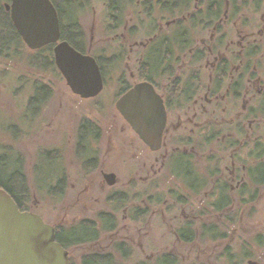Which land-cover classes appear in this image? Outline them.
Wrapping results in <instances>:
<instances>
[{
    "label": "flooded vegetation",
    "instance_id": "flooded-vegetation-1",
    "mask_svg": "<svg viewBox=\"0 0 264 264\" xmlns=\"http://www.w3.org/2000/svg\"><path fill=\"white\" fill-rule=\"evenodd\" d=\"M128 1L134 6L135 0ZM144 1L151 22L142 29L145 32H149V28L157 30V34L154 40L151 37L146 41H134L135 44H145L140 52V64L146 69L142 71L140 81L120 91L117 102L137 84L147 83L151 87L140 88L117 107L142 142L153 151H164L171 182L169 188L174 197L172 203L177 206L184 195L187 201L189 198L198 200L200 209L183 217L185 222L174 231L175 247H171L175 249L165 246L158 252H147L142 259L145 262L138 263L264 264V225L259 220L252 223L254 220L247 219V213L254 212L260 199H264V0H196L193 5L192 0ZM144 1L137 0L134 9L142 13L138 6ZM59 2L58 17L63 13L67 20L73 16L68 12L72 3L81 6L91 1ZM6 3L5 12L14 26ZM117 3L114 9L121 8L119 14L125 18L128 13L126 3ZM187 6L189 10H186ZM180 8H186L181 16L178 15ZM116 19L115 16L112 20L120 27ZM123 24L127 26L128 21ZM72 29L68 30L67 36L77 35ZM122 35L128 37L126 33ZM10 40L7 38V43ZM56 44L51 42L31 50L43 54L47 48H52L54 57ZM8 47L13 49L12 58L16 60V49ZM138 49L132 44L130 53H136ZM119 58L120 54H117L114 59ZM50 61H54L56 67L55 57ZM130 69V75L136 76ZM102 82L103 89L97 95L106 89L105 76ZM21 92L18 91V99L22 101L24 93ZM38 98L41 100L40 95ZM38 98H32L33 106L29 102L32 113L37 108ZM91 122L88 118L80 119L75 134L74 143L85 150L88 148L82 146V140L87 144L92 140L94 128ZM142 127L150 129L146 137L151 144L142 139L139 133ZM22 128L11 125L14 137L9 147L4 146L10 151L0 153V157L10 161L19 151L15 148L18 144L16 136L20 134L23 138L25 132ZM200 155L206 159L202 165L193 160ZM10 172L12 175L18 171ZM103 174L107 182H114L115 177ZM182 191L184 193H180ZM205 192V197L201 198ZM142 205L140 214L147 212L148 208L146 203ZM125 239L129 240V237ZM80 243L86 242H73ZM67 252L70 263L74 264L72 259L78 258L76 251ZM80 252L81 264L110 260L123 263L114 250L103 252L84 248Z\"/></svg>",
    "mask_w": 264,
    "mask_h": 264
},
{
    "label": "rangeland",
    "instance_id": "rangeland-1",
    "mask_svg": "<svg viewBox=\"0 0 264 264\" xmlns=\"http://www.w3.org/2000/svg\"><path fill=\"white\" fill-rule=\"evenodd\" d=\"M59 1L52 2L58 13ZM89 1L91 2L86 5L72 3L69 6L71 9L68 12L73 15L77 27L76 23L64 22L63 25L61 20L63 13L59 15L60 35L63 32L67 34L70 28L75 27L72 30L79 36L76 42L78 41L80 49L72 46L81 54L90 55L95 59L102 80L104 76L106 78V89L95 98L83 97L74 92L55 64L50 67L41 66L31 73L26 72L29 69L22 65L21 57L25 59L30 57L33 60L37 54L29 53L27 48L17 52V59L11 61L8 56L13 55L14 51L9 50L8 56L0 61V153L10 151L4 146H8L12 136L14 137L11 125L23 127L25 135L22 139L17 130L19 136H16L18 144H15V148L19 151L12 155L8 164L11 170L19 171L25 180L27 196L26 199L22 197L25 202L27 200L25 207L39 213L46 223L55 225L63 221L70 225L81 220L83 216L98 219L97 214L102 211L116 213V222L112 228L99 225L100 236L94 237L91 241H84L85 244L64 247L67 251H76L78 258L72 259L74 264H81L79 254L84 248L103 252L114 250L123 261L99 264H139L138 262H145L142 260L146 257L145 253L158 252L159 248L173 246L176 240L174 231L185 222L183 217L190 216L191 212H198L200 203L190 198L187 201L184 195L181 196L180 204L175 206L172 203L171 199L174 197L169 188L171 182L167 172V159L163 157L164 151H153L142 142L117 107L120 91L122 92L129 84L140 81L143 78L142 71L146 69L140 64L142 60L140 52L145 44H135L134 41H146L151 37L154 40L157 34V30L151 31L149 28L147 30L149 32H145L142 29L151 22L150 12L148 13L146 9L147 2L142 0L144 6L140 2L138 9L142 11L141 13L134 9L137 8L135 5L137 0L134 6L128 0ZM118 1L126 3L128 13L124 15L125 18L119 14L121 8L114 9ZM194 2L196 3V0H192V5ZM184 9L186 8L178 10L179 16L185 14L189 7ZM165 15L168 17L166 13ZM115 16L117 17L115 21L120 22V27L112 20ZM125 21L126 23L128 21L127 26L122 25ZM189 26L190 23L187 28ZM124 27L127 28L126 31ZM123 33L128 37L122 35ZM62 40L67 41L63 37ZM132 44L135 49L139 48L137 54L130 53ZM183 53L189 56L186 52ZM117 54H120V58L115 61ZM185 56L183 58L187 60ZM19 62L21 63L17 66ZM26 63L30 62L26 60ZM129 69L136 76H131ZM120 77L123 79L120 80ZM121 81L126 83L122 85ZM21 87L24 89L23 92ZM18 91L24 93L21 95L22 101L18 99L20 98ZM39 95L41 100L38 98ZM32 98L39 99L33 113L29 104L31 102L33 106ZM23 107L28 111L25 112ZM15 111H18V114H15ZM84 118L93 122L91 126H94L98 136L88 144L83 140L82 146H87V150L74 143L79 120ZM40 159L49 161L40 162ZM193 160L202 165L206 159L200 155ZM103 173L114 174V182H107ZM58 180L63 182L62 187L51 193V188L57 185ZM149 183L153 184L148 185ZM182 187L185 190L184 185ZM123 192L128 197L127 202L125 200V203L129 204L127 207H124L122 202L120 204L124 208L119 209L116 202L112 205L107 201L108 197L120 196ZM148 192L152 194L148 195ZM151 195L158 199L149 201L148 197ZM205 195L206 192L201 198ZM143 203L148 205L147 212L140 214L135 207H140ZM263 206L264 199H260L255 211L247 213V219L254 220L252 223L260 221L264 225ZM224 218L222 215V219ZM125 237H129V240ZM117 246L125 248L126 251L115 250Z\"/></svg>",
    "mask_w": 264,
    "mask_h": 264
},
{
    "label": "water",
    "instance_id": "water-1",
    "mask_svg": "<svg viewBox=\"0 0 264 264\" xmlns=\"http://www.w3.org/2000/svg\"><path fill=\"white\" fill-rule=\"evenodd\" d=\"M6 7L29 48L38 49L59 41L54 48L56 66L74 92L83 97L97 95L103 88L99 66L92 56L81 54L65 40L60 41L58 13L50 0H10ZM147 86L150 85L137 84L122 96L118 105ZM149 132L148 127H142L139 133L151 144L146 137ZM0 264H71L69 252L56 240L54 226L46 223L39 213L21 211L4 188H0Z\"/></svg>",
    "mask_w": 264,
    "mask_h": 264
},
{
    "label": "trees",
    "instance_id": "trees-1",
    "mask_svg": "<svg viewBox=\"0 0 264 264\" xmlns=\"http://www.w3.org/2000/svg\"><path fill=\"white\" fill-rule=\"evenodd\" d=\"M53 2L56 0H52ZM6 2H9V0H0V61L2 60V58H5L8 56L9 50H12L10 48H8V45H10L11 47L13 46V48L16 49L17 52L19 51H24L25 49L28 48L29 53L32 52L31 48L29 49V47H26V44L24 43L22 36L19 35V33L16 31L15 27L12 25L11 20L9 18V16L7 15V12H5L4 9V5ZM58 6L59 3L57 2ZM62 17V24L65 22L67 23H76L74 17L65 20V16L64 14L61 15ZM64 25V24H63ZM8 26V27H7ZM76 27H77V23H76ZM75 28V27H74ZM76 30V29H75ZM62 37L64 39H66L71 45L74 46H79L78 41L76 42V40H78L79 36L77 35H73L72 36H67V34H65L64 32L62 33ZM7 38L11 39L8 43H7ZM79 48V47H78ZM51 49V50H50ZM47 48L43 54H37L36 58H32L33 60L30 59V57L26 58L25 57H21V61L23 62L22 65H24L27 69H29L28 71L26 70V72H32V70H35L36 68L38 69L39 67L43 66V67H47V66H52L54 65V61H50L48 62V60L53 59V53H52V48ZM80 49V48H79ZM6 55V56H5ZM51 58V59H50ZM8 59L11 61L14 60V58H12V55L9 57ZM26 60H28V62L30 63H26ZM48 62V63H47ZM40 63V64H39ZM39 65V66H38ZM35 66V67H34ZM38 66V67H36ZM25 68V69H26ZM32 101V100H31ZM94 127V126H93ZM92 127V128H93ZM97 135L96 132L93 130L91 131V138L93 139H97ZM83 142V140H82ZM8 160L5 159V157H0V188H4L8 191V193L12 196V198L14 200H16V202L18 203L20 209L22 210H26L28 209V207H25L27 204V200L25 202L23 198H25L27 196V189H25L24 186V178L22 177V175L20 174V172H16L13 173L11 175L10 172V168H9V164H8ZM59 181V180H58ZM57 181V185L55 187H52L50 190L51 193H53V191H58L59 187H62L63 182ZM153 183H149L148 185H151ZM152 194V193H147ZM127 194L125 192L121 193L120 196H116V197H108L107 201L111 202V204L113 205L114 202H116L119 205V209H123L124 207H127V205H129L128 203H125V200L127 199ZM26 199V198H25ZM149 201L153 199V201H155L156 199H158L156 196H149L148 197ZM124 202L123 206L120 204ZM127 202V200H126ZM117 205V206H118ZM115 206V207H117ZM136 208V209H135ZM134 209L138 212H140V207H135ZM115 212L114 213H110L109 211H102L100 213L97 214V218L95 217L93 218H86V217H82L81 220L77 221V222H72L70 223V225H66V223H64L63 221H59V223L55 224V231H56V240L58 242H61L62 245L65 248L71 247V245H73L74 241H91L94 237H97L98 231L99 230V226H97V224L99 223L100 225H103V227L105 226L106 228H112L116 222V216H115ZM59 219V218H58ZM102 227V226H101ZM102 227V229H103ZM100 236V235H99ZM119 250L122 251H126L125 248L123 247H118ZM95 259V258H94ZM113 261L110 260V263H112ZM100 263V262H98ZM93 264V263H92Z\"/></svg>",
    "mask_w": 264,
    "mask_h": 264
},
{
    "label": "bare ground",
    "instance_id": "bare-ground-1",
    "mask_svg": "<svg viewBox=\"0 0 264 264\" xmlns=\"http://www.w3.org/2000/svg\"><path fill=\"white\" fill-rule=\"evenodd\" d=\"M7 3H10V2H7ZM7 3H6V4H7ZM61 36H62V35H61ZM61 40H62V37H61L60 41H61ZM58 42H59V41H58ZM58 42H57V43H58ZM54 43H56V42H54ZM31 49H32V48H31Z\"/></svg>",
    "mask_w": 264,
    "mask_h": 264
}]
</instances>
